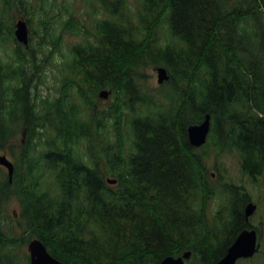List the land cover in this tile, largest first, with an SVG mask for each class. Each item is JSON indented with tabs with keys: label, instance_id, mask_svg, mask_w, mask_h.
<instances>
[{
	"label": "trees",
	"instance_id": "1",
	"mask_svg": "<svg viewBox=\"0 0 264 264\" xmlns=\"http://www.w3.org/2000/svg\"><path fill=\"white\" fill-rule=\"evenodd\" d=\"M93 2L103 17L84 42L63 51L64 33H86L70 17L49 36V56L62 59L50 97L32 94L42 45L14 34L25 2L0 0V154L14 156L20 129L23 138L11 182L0 167V260L18 264L22 229L65 264H159L184 248L196 253L187 264H216L243 229L257 230L244 218L248 192L213 180L206 162L236 153L243 175H264V0ZM154 66L169 75L157 88ZM102 89L112 100L97 109ZM207 114L208 139L194 148L187 128ZM9 198L19 207L5 231Z\"/></svg>",
	"mask_w": 264,
	"mask_h": 264
},
{
	"label": "rangeland",
	"instance_id": "2",
	"mask_svg": "<svg viewBox=\"0 0 264 264\" xmlns=\"http://www.w3.org/2000/svg\"><path fill=\"white\" fill-rule=\"evenodd\" d=\"M25 2L24 8H14V13L16 14V19L19 16L25 19H30L31 24H29L30 29V45L34 48L38 44L42 45L44 49V54L42 52L37 53L38 61L43 59L44 64L39 68L33 79V84H36L37 89L33 86L32 94L38 93L39 96H57L60 92L58 86L59 71L55 64L61 62L60 53L53 50V53L49 56V49H51V43L49 41L50 35L57 36L60 33L61 22L67 18H73L77 20L79 24L86 26V33L79 31L78 33H64L62 38L63 51L66 53L71 45L84 42L85 39L90 35L93 24L96 20L102 18V12L100 11L99 5L95 4L98 9L97 13L92 12L91 4L93 0H21ZM129 6L136 10L138 6V0H127ZM19 3V2H18ZM94 4V2H93ZM26 12V13H25ZM40 22H44L46 27L49 28V34L44 39L42 35H46L42 28ZM81 32V34H80ZM33 34V37H32ZM8 51V49H7ZM48 53V60L45 59V54ZM4 58H7V53L2 54ZM46 60V62H45ZM51 62H53L51 64ZM155 66L147 69L149 75L148 85L151 88H157V75L155 72ZM35 71V70H34ZM71 100L78 105L80 111H86L88 108L82 104L81 99L76 98L74 93L71 95ZM112 100V95L109 96L108 101L98 100L94 105L96 108H103L107 106V103ZM164 104V103H160ZM156 108H153L155 110ZM22 131L17 133L16 138L13 141L14 154L17 156L19 154L20 142L22 140ZM15 155L12 156L7 153V156L14 162ZM208 172L220 174L222 176V182H233L237 185L242 186L249 194L250 200L257 206L254 214L249 218L248 223L257 228L258 242L260 244V249L258 253L249 259H239L236 264H264V175L257 178L256 181L250 180L247 176L243 175L240 171L239 158L236 153H224L222 155H216L212 152L207 159ZM215 166L218 170H215ZM216 180V177L214 178ZM213 179V180H214ZM215 183V182H214ZM48 184V182H47ZM214 185V184H213ZM220 204L218 197H214L210 204V210L216 209ZM19 207V202L17 199L9 198V200L3 205V223L5 231L9 228L12 219L13 212H17ZM14 216V215H13ZM15 238L22 239L15 248L18 264H26V257L29 256L27 245L33 236H28L23 233V230H15ZM28 237V238H27ZM229 237V236H228ZM185 250V249H184ZM182 252V251H181ZM3 258H6L4 254L1 253ZM13 256V255H12ZM4 260V259H2ZM195 264V263H190Z\"/></svg>",
	"mask_w": 264,
	"mask_h": 264
},
{
	"label": "water",
	"instance_id": "3",
	"mask_svg": "<svg viewBox=\"0 0 264 264\" xmlns=\"http://www.w3.org/2000/svg\"><path fill=\"white\" fill-rule=\"evenodd\" d=\"M16 40L24 45H28L29 41V29L27 22L20 18L15 23L14 31ZM155 72L157 75V83L162 84L164 81L169 79L167 70L162 67H156ZM110 95V91L101 90L98 93L100 99L106 100ZM263 133H264V117L262 121ZM211 128L210 116L207 114L202 122L196 125H191L187 128V136L191 146L199 148L203 146L208 138ZM0 166H3L7 170L9 181H12L14 173V165L7 158L5 154H0ZM214 177V174H211ZM107 183L114 185L117 183L116 179H107ZM256 211V205L252 202H248L244 207V218L246 221L249 220L250 216ZM259 243L257 232L252 228L243 229L231 245L228 247L225 255L220 258L216 264H236L238 259L241 258H251L259 250ZM28 251L30 255L29 264H65L64 262L59 261L49 254L44 243L38 238L32 239L28 244ZM191 256L190 252H185L182 256L173 257L167 256L163 258L159 264H185V261L188 260ZM1 264V263H0Z\"/></svg>",
	"mask_w": 264,
	"mask_h": 264
},
{
	"label": "flooded vegetation",
	"instance_id": "4",
	"mask_svg": "<svg viewBox=\"0 0 264 264\" xmlns=\"http://www.w3.org/2000/svg\"><path fill=\"white\" fill-rule=\"evenodd\" d=\"M4 169V168H3ZM48 251V250H47ZM227 251V250H226ZM185 252H190L191 253V256H190V258L188 259V260H186L185 261V264H187L192 258H193V256L196 254L195 253V251L194 250H191L190 248H187V249H185V250H183L182 252L180 251V253L178 254V255H176V256H173V257H179V256H182ZM226 253V252H225ZM50 254V253H49ZM51 255V254H50ZM169 256H172V255H169ZM167 257V256H166ZM29 260H30V256H29V259H28V261L26 262V264H29L30 262H29ZM213 261V260H212Z\"/></svg>",
	"mask_w": 264,
	"mask_h": 264
},
{
	"label": "bare ground",
	"instance_id": "5",
	"mask_svg": "<svg viewBox=\"0 0 264 264\" xmlns=\"http://www.w3.org/2000/svg\"><path fill=\"white\" fill-rule=\"evenodd\" d=\"M26 13V12H25ZM25 17V16H24ZM185 249V248H184Z\"/></svg>",
	"mask_w": 264,
	"mask_h": 264
}]
</instances>
